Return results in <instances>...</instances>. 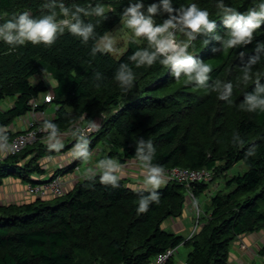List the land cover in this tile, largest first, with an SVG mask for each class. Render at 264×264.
<instances>
[{"label": "trees", "instance_id": "16d2710c", "mask_svg": "<svg viewBox=\"0 0 264 264\" xmlns=\"http://www.w3.org/2000/svg\"><path fill=\"white\" fill-rule=\"evenodd\" d=\"M45 2L0 0V13L4 20L24 10L39 16L47 12L41 7ZM68 2L81 5L100 2L109 9L105 19L85 18L94 24L99 20L95 29L99 35L122 20L121 12L127 6V0ZM144 2L146 6L154 0ZM192 2L209 11V18L217 21L216 31L223 35L226 29L216 0H173L174 7ZM224 2L246 11L259 0ZM166 17L167 14L156 17L154 23L160 24ZM257 41L264 42V24L254 33L253 42L243 49L213 53L212 48L219 47V42L210 40L205 44L199 36L188 48L194 58L210 64L212 80L233 83L232 105L218 99L216 92L197 88L183 76L179 80L173 78L170 69L159 62L139 68L130 65L135 75L134 88L123 93L113 78L115 69L121 62H127L137 48L147 46L143 38L135 44L129 39L120 57L112 53L90 56L93 41L81 44L67 32L51 46L27 43L9 50L0 41V138L10 140L21 132L7 128L16 118L33 108L45 111L54 104L53 114L43 118L42 123L50 120L58 131L74 128L76 122H82L80 126L84 127L99 112L107 113L97 129L84 134L91 154L103 137L100 159L115 158L122 164L136 160V139L144 138L151 139L156 149L153 163L165 170L205 167L220 174L239 161L247 166L245 172L227 179L231 190L212 195V215L202 221L201 231L191 239L164 227L166 219L182 215L187 203V187L175 179H169L156 190L160 193L159 204H150L144 213L136 211L144 186L130 183L137 171L127 175L117 173L120 177L117 188L105 186L99 180L87 187L88 181L81 176L63 194L49 198L5 203L0 195V264H153L158 253L183 243L191 247L183 264H229L231 241L264 227V113H249L238 107L243 94L254 88L251 82L244 85L239 81L241 67L253 54ZM240 51L245 52L243 60L238 56ZM94 71L105 77L99 88L93 85ZM254 71L264 74V61ZM42 76L52 77L55 85L48 88ZM261 82L264 83V78ZM48 90L51 101L34 107L33 99ZM8 97L14 99L3 106ZM233 133L245 139L242 147L231 144ZM74 145V136L59 151L36 141L19 152L5 155L0 158V187L13 177L36 184L43 180L39 175L54 177L74 171L81 162L74 156L67 165L51 172L40 163L43 157L59 154ZM249 145L255 146V154L245 160ZM208 186V182H195L191 190L198 196ZM167 264H176L175 254Z\"/></svg>", "mask_w": 264, "mask_h": 264}, {"label": "clouds", "instance_id": "9594fccd", "mask_svg": "<svg viewBox=\"0 0 264 264\" xmlns=\"http://www.w3.org/2000/svg\"><path fill=\"white\" fill-rule=\"evenodd\" d=\"M41 7L47 9V12L34 16L30 11L24 10L13 13L10 18L0 23V41L8 45L9 50H15L27 43L51 46L65 32L78 38L84 45L93 41L90 56L95 57L97 53H112L116 50L110 34L99 35L96 32L99 20L94 24L85 19L93 16L105 19L109 9L102 3L89 2L87 5H81L69 3L68 0H46ZM216 7L226 29L223 35L216 31L217 21L209 18V11L198 7L195 2L174 7L173 0H154L146 6L144 0H127V6L123 8L121 16L124 26L132 34L130 42L135 44L137 38H143L147 46L137 48L127 57V62H121L115 69L113 78L123 93L134 88L135 75L130 65L139 68L159 62L170 69L173 78L179 80L183 76L186 81L194 82L197 88L216 92L218 99L232 105L233 83L212 80L209 75L212 71L210 64L194 58L188 53V48L199 36L204 39L205 44L210 40L219 42V47L212 48L213 53L243 49L253 42L254 33L264 24V0H259L257 5L246 11H239L225 4L224 0H216ZM164 14H167V17L162 23H154L156 17ZM177 33L185 39L177 41ZM252 53L241 67L239 83L248 85L251 82L254 88L251 92L243 94L244 99L238 107L249 113H264V83L261 82L264 74L254 71V67L264 61V42L257 41ZM238 56L243 60L245 52L240 51ZM104 79L103 73L93 72L94 87H101ZM89 126L94 127L91 121ZM42 128L48 133V148L59 151L63 145L58 139L57 125L46 120ZM73 135L76 138L73 156L87 162L91 156L88 139L78 127L74 129ZM231 144L240 148L245 144V139L239 133H233ZM155 152L151 139H136L135 157L145 172L144 190L138 197L137 213L147 212L150 204L160 202V193L156 190L165 183V169L153 163ZM254 154L255 146L249 145L245 149V160ZM119 168L120 165L116 161L100 159L96 165V169L99 170L98 176L96 170L84 169L83 178L88 181L86 186L91 187L99 180L105 186L119 187L120 177L117 175Z\"/></svg>", "mask_w": 264, "mask_h": 264}, {"label": "rangeland", "instance_id": "374dc122", "mask_svg": "<svg viewBox=\"0 0 264 264\" xmlns=\"http://www.w3.org/2000/svg\"><path fill=\"white\" fill-rule=\"evenodd\" d=\"M3 21H4V18H3ZM107 33L110 34L114 39L116 50L112 52V54L115 57H120L127 48L128 41L132 35L131 32L124 26L123 19H122ZM137 39L140 40V38H137ZM184 39L185 38L180 33L176 34L177 41H183ZM42 78L44 80V83L48 86V88H52L55 85V81L52 77L46 76L44 78L42 76ZM48 92L50 91L48 90ZM45 94H41L39 97H37L38 100H43V98L45 97ZM13 99H14L13 97L6 98L4 102L2 103V105L7 106V104L10 103V101H12ZM35 100L36 98L33 99L32 101L33 105H34ZM54 110H55L54 104L48 105L43 114H36V120H35L34 125L37 127L39 126L42 127L43 118L45 119V118L50 117L53 114ZM28 113L16 118L14 122L7 128H10L13 131L20 130L21 132L28 130L31 125L30 119L27 116ZM106 115L107 113L104 111L99 112V114L95 115V117L91 120L92 124L94 125V127L91 130L84 129L89 125L81 127L80 124H83L82 122L74 123L75 124L74 128L72 127V128H69L68 130H61V131L59 130L58 139L60 140L62 145L65 144V142L69 140V137L74 136L73 132H74V129L77 127L80 128L83 134L86 135L92 130L97 129V127L101 125L102 119L106 117ZM89 122L90 120H88L86 124H88ZM47 136H48L47 131L42 128V131L37 136V139L31 142H28L26 146L32 143H35L36 141L43 142L44 144H48L49 142H48ZM7 140L9 139H6L5 137L0 138V158H4L5 156L3 146L1 143L6 142ZM102 141H103V137L102 139L98 141V145L96 149L93 151V154H91L90 159L87 162L81 161L79 165L72 172L56 175V176H61L65 181L64 192L67 189H70L71 187H73L74 183L78 181V179L81 176H83V171L85 168H92L96 170L97 172H99V170L96 169V165H97V162L100 160L98 156V152H99V147L102 146ZM74 149H75V145L71 147L70 149L63 151L59 154L47 155L40 160V163L44 164L45 167L48 169V171L51 172L57 167H63L67 165L70 161L69 159L73 157ZM101 159H104V158H101ZM109 159L116 161L120 165L119 171L117 173L121 175H127L132 171H137L138 174L136 175V177H133L134 179L131 177L130 179L131 181H134L135 183L131 181L130 183L133 186H137V185L144 186L143 181H144L145 172L143 168L141 167L140 162L137 159L133 161L125 162L124 164L120 163L118 159H115V158H109ZM174 168H190V167H173L168 170H165V176H164L165 183L169 179H174V178H169L167 176L168 175L167 171L173 170ZM195 169H200V168H195ZM246 169H247L246 164L243 161H239L235 163L229 170L222 172L220 174H217L215 172L213 174V171L208 169L211 171V178L209 180H196L188 184L185 181H180L178 179H175V180L185 183L187 187V191H186L187 193L186 202L187 203L184 206L182 215L174 218V220L170 218L166 219L164 221V227L166 229L182 233L187 239L193 238L196 234H198L201 231L203 227L202 221L203 220L206 221V219L208 220L212 215L211 213L212 212V205H211L212 195L220 191L226 192V191L231 190L232 187H230L227 184V179L233 174L245 172ZM56 176L52 177L49 174H46V175L44 174L42 176L39 175V179H43V180L40 182H37L36 184H42V185L49 184L52 182V179L55 178ZM195 182H208L209 183V186L207 190L205 191V193L196 196L192 192L191 187ZM26 186H27V183L20 180L19 178L13 177V178L7 179L3 183V185H1L0 187V195L3 198L2 200L5 203H12V202L22 203V202H27V201H33L36 198L51 197L50 194L40 195V194L31 193L26 190ZM55 195H59V194H55ZM198 208L200 211L199 217L196 216V212ZM174 221L178 223H182L183 227L179 229V226ZM178 249L179 250H177L175 254L176 264H180V263L183 264L185 263L186 256L188 254V251L191 249V247L190 245L183 243L179 245ZM165 250H167V248ZM263 251H264V227L257 231L246 232V233L236 236L230 243L228 261H229V264H264ZM167 262L168 260L166 261V263ZM152 263L157 264V257L152 260Z\"/></svg>", "mask_w": 264, "mask_h": 264}, {"label": "built area", "instance_id": "2783aa9c", "mask_svg": "<svg viewBox=\"0 0 264 264\" xmlns=\"http://www.w3.org/2000/svg\"><path fill=\"white\" fill-rule=\"evenodd\" d=\"M1 9V7H0ZM0 23H3V15L0 13ZM52 95L50 92L45 94L43 100H36L34 101V107L44 102L51 101ZM44 111H37L35 108L28 113V118L30 119V128L15 135L12 139L7 140L6 142H2L4 155L7 154H14L16 152L21 151L28 142H31L37 139V136L42 131V127L35 126L36 114H43ZM93 127L87 126L86 129L91 130ZM167 176L169 178L178 179L180 181H185L186 183H190L196 180H209L211 178V171L205 168L194 169V168H174L173 170L167 171ZM65 181L61 176H56L52 179V182L49 184H32L27 183L26 190L40 195H47L50 196L55 194H62L64 192ZM55 193V194H54ZM197 217L200 215L199 208L196 212ZM179 246L167 248L163 252L158 253L155 258L157 257V264H167L166 261L172 257V255L176 254Z\"/></svg>", "mask_w": 264, "mask_h": 264}, {"label": "crops", "instance_id": "0c3cea01", "mask_svg": "<svg viewBox=\"0 0 264 264\" xmlns=\"http://www.w3.org/2000/svg\"><path fill=\"white\" fill-rule=\"evenodd\" d=\"M175 223L179 226V229L183 227V224L182 223H178V222H175ZM177 231H178V229H177Z\"/></svg>", "mask_w": 264, "mask_h": 264}]
</instances>
